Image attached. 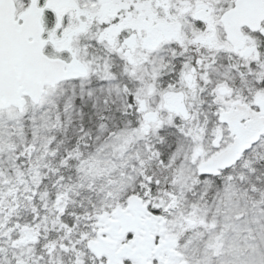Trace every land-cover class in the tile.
Segmentation results:
<instances>
[{"label": "snow or ice", "instance_id": "6c2138e0", "mask_svg": "<svg viewBox=\"0 0 264 264\" xmlns=\"http://www.w3.org/2000/svg\"><path fill=\"white\" fill-rule=\"evenodd\" d=\"M0 264H264V0H0Z\"/></svg>", "mask_w": 264, "mask_h": 264}]
</instances>
